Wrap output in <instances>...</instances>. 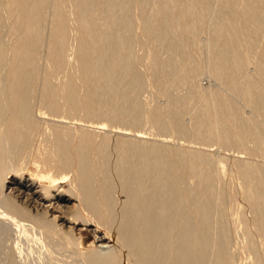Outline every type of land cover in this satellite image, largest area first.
<instances>
[{
	"label": "bare ground",
	"instance_id": "1",
	"mask_svg": "<svg viewBox=\"0 0 264 264\" xmlns=\"http://www.w3.org/2000/svg\"><path fill=\"white\" fill-rule=\"evenodd\" d=\"M71 27L75 51L69 63ZM135 45L147 53L157 94L168 98L150 115L158 131L264 156V0H0V229L35 230L31 237L40 246L57 237L76 244L70 229L91 221L70 202L76 199L72 187L64 188L74 167L81 204L97 221L103 214L100 221L126 250V264H236L230 198L221 168H215L223 158L147 140L129 128L141 124L145 85L138 70L144 57ZM199 70L229 92L194 85ZM62 71L64 78L55 82ZM179 85H189L187 92L171 96ZM192 105L197 107L188 125ZM101 118L127 127L114 124L115 130L97 135L107 125ZM42 122L48 125L39 154ZM24 155L35 176L28 166H15ZM232 162L251 214L248 219L236 210L253 258L248 264H264L263 244L253 238L256 233L264 242V163L242 157ZM99 247L108 248L79 251L84 264H120L119 249ZM8 261L18 264L14 257Z\"/></svg>",
	"mask_w": 264,
	"mask_h": 264
},
{
	"label": "rangeland",
	"instance_id": "2",
	"mask_svg": "<svg viewBox=\"0 0 264 264\" xmlns=\"http://www.w3.org/2000/svg\"><path fill=\"white\" fill-rule=\"evenodd\" d=\"M135 31H136V34L140 33L139 35L141 36V31L139 30L138 27L136 28ZM70 32H71L70 33L71 48L68 49L67 53L68 52L69 53L67 55H68L69 63H72L74 61V51H75V40H74L75 39V31H74V28L71 27ZM199 40H200V43H201V41L205 43V41L207 40L206 34H201V36L199 37ZM204 43H202V44H204ZM70 45H69V47H70ZM135 47H136L135 48L136 54L139 57H141V59L144 57L142 59L141 63L138 64V70H139L140 74H142L143 79L145 80V85H144V88L139 93V99L143 105L142 106L143 112L141 114V118H142L141 124H139V126H137V127L129 126V128L132 130L131 132H134L138 129V131H140V133L147 140H151V141H157L158 140V141H164V142L166 141L172 147L173 146L174 147L175 146L190 147V148H194L196 150L208 151L216 159H222L223 158L222 161L219 163L220 166L217 163L215 168H221L219 171L220 177H221L220 179H222L223 183L226 185V188H227L226 192H227V194L230 198V201H231V204L229 201V208H227V211H228L227 217L229 216L228 217L229 225H230L229 228L231 231V238H232L231 249H233V252L235 254V258H237V259H235L236 264H248V262L252 263L253 261H251V260L253 258L252 259L249 258L252 256L249 255L248 252H246L247 250L245 247L246 246L245 242H247V240H246L247 238L244 237L245 236V228H244L245 224L243 226V222L240 221L241 220L240 216L243 215L242 217H247L249 219L251 214H249L250 212H249L248 205L244 202L243 193H242V191H243L242 185L243 184H241L242 180H241V178H239L240 176H239L238 172H236V170L234 169L236 167L233 164L232 159H233V157H239V158L242 157V159L248 158V159H251V160L256 161V162L259 161L260 163H264V161H263L264 156L255 155V154H254L255 155L254 156L253 154L248 153L247 151L240 150L234 146H232V147L231 146H222V145H218L214 142H208V143L204 142L203 143L202 141L196 140V139L191 138L189 136H181V135H178L176 133H173V131L170 129H167L168 130V131L166 130L167 132L166 131L165 132L158 131L153 126V124L151 122L150 115H151L152 111L154 110V108H156V107H157L156 109H158L160 107H162L160 109L165 108V106L167 105L168 98L165 96H162L160 94H157L158 93L156 91L157 89L151 81V76H150L151 71H150V69H148L149 66L146 65L148 63L146 61H148V60L145 59V58H147L146 57L147 53H146L145 49L144 50L141 49L142 47L140 48V45H135ZM164 55H166V54H164ZM248 67H250V69L252 70L254 66L249 65ZM66 69L67 70H65V72L67 73L68 71H70V66H67ZM148 70H149V72H148ZM65 72L62 71V72L58 73L60 76L57 75L56 78H54V81L60 82L61 79L64 78V76L66 74ZM61 73L63 74V76L61 75ZM61 76H62V78H60ZM219 81L220 80L214 78L208 71L199 70V71L195 72L193 84L196 86L198 85V86H200V88L206 89L209 91L214 90V89L216 90V89H219L221 87H223L227 91V89L224 86H222ZM187 87L189 88V85L188 86L179 85L176 87L174 86L173 89H171L172 93L170 95L171 96L183 95L187 92V89H188ZM227 92H229V91H227ZM242 103H243V105H242ZM239 105L240 106L242 105L243 107L245 106L244 108L242 107L244 115L251 117V115H252V114H250L251 108L249 106L245 105L243 101H240ZM38 106H40V105L37 103L36 109L38 108ZM194 106L192 108L190 107V109H189L190 114L185 116V120H186L185 123L188 125H189V123H191L190 122L191 121L190 115H191V113L192 114L194 113V111L196 110L194 108L197 107V106H195V107ZM149 110H150V112H149ZM41 111L45 112L44 109H42ZM44 115H46V117H51L50 115H48V113L44 114ZM101 119H103V120H101ZM101 119H100L101 121H103V122L105 121L104 123L107 124L105 126L106 128H104V130H106V131L104 132L103 129H96L95 132L98 130L96 132L97 135H102L103 133L108 132V130H110L112 128H114L113 130H115L116 128L112 127V126H114V124L120 126V124H121V123H114L110 120H107V122H106V118H101ZM259 120L264 125L263 117H259ZM108 121H110V122H108ZM77 123L80 124L81 126L83 124H86V122L84 123V121H80V120L79 121L77 120ZM111 123H113V124H111ZM47 125H48L47 122H42L39 126L41 134L37 137L38 138L37 140H40V144L38 143V145H40V146L37 145V147L35 149V153L40 152L39 148L41 150V152L39 154H41L43 151L42 150L43 146H42L41 142H43V140H44L43 134H44L45 130H47ZM123 126L127 127V125H124V124H122V126H120V127H123ZM41 127H43V128H41ZM110 134L114 138L117 137V135H114L113 133H110ZM127 138H130V137L128 136ZM247 147L254 149V143L252 141L247 142ZM36 151H39V152H36ZM22 158L23 159L20 158L22 161L18 160V162H16L15 166L16 167H19V166L20 167H24V166L27 167L28 166L27 167L28 170H26V168H23V169H25L28 174L31 173V176H35L31 171V169H34V167H32V164H28V165L26 164V162H27L26 155H24ZM21 164H23V166ZM73 168H72V170L70 169V174L68 175L69 179H68V181L65 182V183H67V182L69 183V180H70L71 186L67 185L68 183L67 184L64 183L65 184V185L63 184L64 188L67 189V188L72 187V189H74V191L72 189H71V191H72V193L76 199H74V200L71 199L70 202L71 203L75 202V204L78 205V209L81 210L80 211L81 216H83V218H85V219H90V221H91V224H87V225H83V226H82L81 222H79L80 224H78L76 226V228L70 229V233L74 236L75 239L76 238L78 239V240H75V239L73 240L76 244H69V243L67 244L66 241L64 242V240H60L57 237L59 240L57 238H54V241L52 240V242H49L51 240H48V239H47L48 240L47 243L45 241H41V246H40L39 245L40 241L39 240L37 241V239L34 238L36 236V234L38 233L35 230H33L34 231L33 234H32V230H30L29 231L30 236H29L26 232L25 233L24 232L18 233V231H13V230L7 231V232H2L3 230L0 229L1 230V232H0V264H7V263L9 264V261H8L9 258H13V257L18 262V264H39V263L40 264H84V258L82 256L81 257L79 256L80 252L81 253L89 252L92 249H98V250L101 249L102 251L107 250L108 247L101 248V247H99L100 244H106V245H109L110 248H114L117 250L119 249L121 251L119 254L120 255V264H126V262H127L126 261L127 260L126 250L119 247L118 242H117V238H115L116 237L115 233L114 232L111 233L109 231V229L107 228V226L103 225V222H102L103 221V218H102L103 214H101L99 221H97L95 218H92L91 214L89 212H87L84 209L83 205L81 204L82 201H80V195L78 194L77 189L75 187V183H74L76 176H77V171H76L77 169L76 168L73 169ZM14 169H18V168H14ZM11 172H14V170L9 171V173H11ZM8 175L10 176L11 174H8ZM9 176H7V179H5L6 181H5L4 185L6 187L9 185V183H8L10 180ZM237 176L239 179L237 178ZM68 186H70V187H68ZM75 189H76V191H75ZM76 193H77V195H76ZM116 193H115V196L117 199H121V200L124 199V197H122L121 193H119V192H116ZM241 194H242V196H241ZM235 206H236V209H235ZM231 207H232V209L230 210ZM237 209L240 211V213H241V211L244 210L243 211L244 214L241 213L242 215L239 216V214L236 212ZM100 220H102V221H100ZM64 228L65 227L63 226L62 229H64ZM78 228H79V230H77ZM14 232H16L18 234H16V236H15ZM35 232H36V234H35ZM249 232H251L252 236L255 233V231L252 227H250ZM22 234H23V236L25 234H27L28 238L26 235H25L26 237L24 236L22 238V236H21ZM31 235L34 236L33 237L34 240H32L33 238L31 237ZM103 235H105L106 239H103L102 241H98V237L103 236ZM19 236H20V238H18ZM38 237H40V234H38ZM15 238L17 241L15 240ZM253 238H255V240L257 241V244H258V242H259V244H261L260 247L263 244V249H262V247L260 249L262 250V254H264V252H263L264 251V242L260 239V237H258L256 235V233H255ZM35 239L37 242V243L35 242L37 247L34 243ZM41 240H42V238H41ZM243 241H245V242H243ZM48 243H51V244L48 245ZM16 244H17V248L15 247ZM18 245L22 248L20 249V247ZM38 245H39V247H38ZM31 246H32V248H31ZM11 251L13 254H10ZM15 253L17 256L15 255ZM11 255H12V257H9ZM251 263H249V264H251Z\"/></svg>",
	"mask_w": 264,
	"mask_h": 264
}]
</instances>
